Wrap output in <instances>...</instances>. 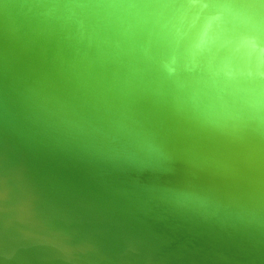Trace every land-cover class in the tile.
<instances>
[{
	"label": "water",
	"instance_id": "obj_1",
	"mask_svg": "<svg viewBox=\"0 0 264 264\" xmlns=\"http://www.w3.org/2000/svg\"><path fill=\"white\" fill-rule=\"evenodd\" d=\"M0 264H264V0H0Z\"/></svg>",
	"mask_w": 264,
	"mask_h": 264
}]
</instances>
